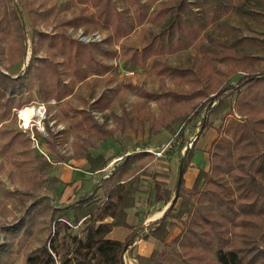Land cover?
<instances>
[{
    "label": "trees",
    "instance_id": "obj_1",
    "mask_svg": "<svg viewBox=\"0 0 264 264\" xmlns=\"http://www.w3.org/2000/svg\"><path fill=\"white\" fill-rule=\"evenodd\" d=\"M9 1L13 0H0V24L6 23L4 31L11 37L13 59L24 63L28 33L20 5H14L9 12ZM126 1L128 9L122 12L115 0H92L94 13L82 14L66 25L102 28L109 33L107 44L120 42L137 27L147 24L160 27L158 33L151 28H143L138 44L124 43L121 49L128 65L148 64L152 74L160 79L162 91L143 92V102L132 112L115 117L113 129L99 124L91 111L67 105L74 114L71 121L73 133L78 138L88 135L98 142H106L117 133L142 134L148 125L151 137L158 136L162 130L182 137L186 126L201 118L205 111L198 138L183 162L176 200L153 231L159 245L151 258L138 257L139 263L264 264V71L248 73L233 84L238 76V66L264 62V55L257 57L254 54H264V40L239 35L233 27L221 22L235 9V3L226 5L224 0ZM260 1L264 3V0ZM200 9L207 11L208 23L197 13L196 10ZM131 11L133 16H130ZM259 17L264 18L262 15ZM9 22L14 25L13 33ZM260 22L264 24V20ZM208 25L217 26L227 39L214 41L213 49L201 52L203 59L198 72L195 68L174 67L162 60L165 56L192 48ZM37 35L42 40L47 38ZM53 40L58 41V50L67 59L75 81L85 82L90 76L104 77L116 70L98 58L118 57L115 51L105 49L106 42L85 46L67 35ZM52 47H55L54 43ZM34 56L35 53L32 58ZM42 63L43 67H37L40 71L37 78L42 82L38 89L39 97L60 103L72 96L74 89L61 81L49 87L44 70L51 67L45 68L46 61ZM231 63L235 67L227 72L219 68V64ZM30 65L34 67L33 61ZM26 81L27 77L8 73L0 65V108H6L3 118L13 109L14 99L23 94ZM167 81L177 88L188 85L193 89L187 93L167 91ZM127 87L133 89L131 84ZM197 98L203 101L195 104ZM153 102L160 105V119L147 112V106ZM111 105L109 96L103 94L94 100L91 109L105 112ZM227 109L230 110L227 114L230 121L218 130L219 136L208 151L210 170H200L194 187L186 189L184 175L190 167L198 140L206 130L213 128L210 118ZM91 148L96 147L86 141L75 144L73 159H85L89 172L97 173L108 166V160L101 155L94 157ZM151 159L153 156L148 152L128 156L109 178L102 181L92 197L66 207L64 217H53L50 238L28 254L26 264H126L125 253L137 235L133 233L125 242L111 240L108 236L114 228L126 226L125 212L136 206L141 176ZM50 167L43 163L41 172ZM99 189L103 190L105 200L99 198ZM166 195L169 200L170 192ZM179 200L181 203L176 209ZM185 216L184 230L174 241L167 243L174 227L169 220L182 221ZM110 218L113 221L106 223ZM82 222H85V228L81 230Z\"/></svg>",
    "mask_w": 264,
    "mask_h": 264
},
{
    "label": "rangeland",
    "instance_id": "obj_2",
    "mask_svg": "<svg viewBox=\"0 0 264 264\" xmlns=\"http://www.w3.org/2000/svg\"><path fill=\"white\" fill-rule=\"evenodd\" d=\"M91 1H9V12L14 5H20L28 33V51L24 63L13 59L10 53L11 37L9 32L4 31L6 23L0 24V65L8 73L27 77L23 94L14 99L13 109L10 112H6L5 118H3V114L6 108H0V264H26L28 254L38 249L43 242L48 241L50 238L53 228V217H64L66 207L76 205L78 201L90 198L93 192H96L95 188L91 192L78 197L75 202H61L69 184H62L60 180L54 177V171H51V169L58 164H68L75 168L76 164L73 161L77 159H73L74 145L86 141L88 145L97 147L99 143L88 135L78 138L73 133L71 121L74 118V114L69 111L67 105L78 110L91 111L92 116L99 124L106 125L108 129H113L116 126L115 117H122L124 113L132 112L139 103L143 102V92L156 93L162 91L160 79L152 74L148 64L139 66L128 65L121 49L124 43L138 44L140 32L143 28H151L154 33H158L160 27H152L149 24L144 27H137L135 31L120 42L107 44L106 40L109 37V33L102 28L92 29V27L85 26L76 28L66 25L69 21L82 14L94 13L95 10ZM115 1L120 11L125 12L128 9L126 0ZM146 1L144 0V2ZM224 3L226 5H234L235 3L236 6L228 16L222 19L221 22L223 24L233 27L239 35L257 37L264 40V24L260 22L264 18L259 17L260 15L264 17V3L262 1L233 0L231 3L228 0H224ZM196 11L205 23H208L209 16L207 11L204 9ZM130 16H133V11H131ZM71 28L82 29L86 33L99 32L102 35V42L92 45L106 42L104 44L105 49H111L117 53L118 57L114 59L98 57L105 64L114 66L116 68L114 73L104 77L90 76L85 82L74 80L72 70L67 64V59L58 50V41L53 40L55 37L67 35L69 39L77 44L84 45L69 34V29ZM9 29H11L12 33L14 32V25L11 22H9ZM37 34H42L47 38L42 40ZM226 39L227 37L222 35L217 26L208 25L192 48L165 56L162 60L171 66H186L195 68L198 72L203 59L201 52L213 49L214 41H225ZM52 43H54L55 47H52ZM34 53L35 56L32 58ZM254 54L257 57L264 55L260 52ZM31 61H33L34 67L30 65ZM43 61H46L45 68L46 66L51 67V69L46 68L44 70V76L49 87L61 81L74 89L72 96L60 103L55 99L46 101L39 97L38 89L42 82L37 78L40 72L37 67H43ZM234 67V63L229 65L219 64V68L224 72ZM237 71L238 76L233 80V84H236L241 77L248 73L264 71V62L259 61L251 66H238ZM128 72H133L134 76L128 78L126 76ZM129 84L133 86V89H128L127 85ZM192 89L193 87L188 85L177 88L170 81H167L165 88L167 91L183 93H187ZM103 94H107L111 99V108L105 112L92 111V103ZM195 101V104H198L203 99L197 98ZM50 102L55 104L48 105V114L51 118L45 122L44 132L36 129L24 132L20 128L18 113L28 107H38L41 104ZM87 103L89 104L87 105ZM147 112L159 119L162 117L158 103H150L147 106ZM229 112L230 110L227 109L216 116H212L210 121L213 124V128L206 130L197 143L207 142L209 133L217 134L218 138V130L230 121V118L227 117ZM204 115L205 111L201 118L186 126L182 137L173 136L165 130L161 131L160 136L151 137L147 125L146 131L137 135L136 139H140L138 143L144 147L143 150L148 149L155 153L152 155L153 159L156 158V155H162V160L170 162L169 157L176 154L182 164L191 149L190 147L198 138L201 120ZM235 117L240 119L237 115ZM114 140L128 148L133 145L132 143H135L133 135L130 134L122 135L117 133ZM109 143L108 145H110ZM90 150L94 151L95 149L91 148ZM123 150L127 149L124 148ZM169 151L173 153L171 154ZM66 160L69 161L66 162ZM45 162L51 167L41 172L40 167ZM180 174L181 171L179 169L177 185L180 181ZM155 175L152 176L156 177ZM101 199L104 200V198ZM178 208L179 206L176 207V209ZM186 219L187 216L182 221L177 220L181 224L180 228L182 231L184 230ZM171 220L175 219H170L169 221ZM76 232L78 233L79 231Z\"/></svg>",
    "mask_w": 264,
    "mask_h": 264
},
{
    "label": "crops",
    "instance_id": "obj_3",
    "mask_svg": "<svg viewBox=\"0 0 264 264\" xmlns=\"http://www.w3.org/2000/svg\"><path fill=\"white\" fill-rule=\"evenodd\" d=\"M209 134L207 142L201 144L197 143L196 145L194 157L190 163L189 169L184 175L186 189H192L194 187L200 170L206 172L210 170L208 151L213 142L217 139V134ZM160 135L161 134L158 136ZM133 137L135 143H132L133 145H130L129 148L124 144L121 145L118 143L114 140V137L106 142H99L97 147L94 148V151L90 150L94 157L101 155L108 160V166L97 173L89 172V165L85 159L74 160L73 162L76 164L75 168L68 164H58L51 169L55 174V176H53L60 180L62 184H69L61 202H75L78 197L99 187L102 181L109 178L113 171L122 164L128 156L140 152H148L152 155L155 154L148 149L143 150L144 147L138 143L140 139H136L135 135H133ZM108 143L110 145H108ZM124 148L127 150H123ZM152 149H154V147H152ZM169 159L171 160L170 162L164 161L162 160V155H156L153 162L148 165L145 169V174L141 176L142 181L139 185V191L136 194V206L125 212L126 226L114 228L108 236L111 240L125 242L133 233L137 235L138 238L125 253L124 260L126 264H140L138 257L145 259L151 258L154 250L159 245L158 240L153 236V231L157 223L164 217L172 203L176 200L179 169L181 171V163L176 154L169 157ZM154 174L157 176L153 177L152 175ZM167 192L171 194L169 200H167ZM97 193L100 199L104 198L105 200L102 189H99ZM180 202L181 201L177 202L176 207L179 206ZM112 221L113 220L110 218L106 220V223H111ZM171 221L175 226L170 231L167 243L174 241L182 232L180 228L181 224H179L177 220ZM84 228L85 222H82L80 229L82 230Z\"/></svg>",
    "mask_w": 264,
    "mask_h": 264
},
{
    "label": "built area",
    "instance_id": "obj_4",
    "mask_svg": "<svg viewBox=\"0 0 264 264\" xmlns=\"http://www.w3.org/2000/svg\"><path fill=\"white\" fill-rule=\"evenodd\" d=\"M69 34L72 35L76 39V41L84 45H92L95 43L102 42V35L99 32L86 33L82 29L71 28L69 29ZM126 76L130 78L134 76V73L128 72L126 73ZM54 104L55 103L50 102L48 104H41L38 107L32 106V108L35 110V114L30 118L29 123L23 120L21 116L23 110L20 111L18 113V118L20 120V128L24 132L29 131L31 129H36L38 131L44 132L45 122L51 118V116L48 114V105H54ZM34 140L37 143L35 138Z\"/></svg>",
    "mask_w": 264,
    "mask_h": 264
},
{
    "label": "bare ground",
    "instance_id": "obj_5",
    "mask_svg": "<svg viewBox=\"0 0 264 264\" xmlns=\"http://www.w3.org/2000/svg\"><path fill=\"white\" fill-rule=\"evenodd\" d=\"M35 114V110L32 107L24 109L21 113L23 120L29 123L30 118Z\"/></svg>",
    "mask_w": 264,
    "mask_h": 264
},
{
    "label": "water",
    "instance_id": "obj_6",
    "mask_svg": "<svg viewBox=\"0 0 264 264\" xmlns=\"http://www.w3.org/2000/svg\"><path fill=\"white\" fill-rule=\"evenodd\" d=\"M191 148V147H190ZM184 162V161H183ZM183 162L181 164V174H182V169H183Z\"/></svg>",
    "mask_w": 264,
    "mask_h": 264
}]
</instances>
